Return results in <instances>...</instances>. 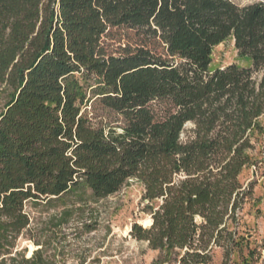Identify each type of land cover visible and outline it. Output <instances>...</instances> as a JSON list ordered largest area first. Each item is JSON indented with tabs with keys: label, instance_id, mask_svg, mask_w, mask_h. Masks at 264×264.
I'll use <instances>...</instances> for the list:
<instances>
[{
	"label": "trees",
	"instance_id": "obj_1",
	"mask_svg": "<svg viewBox=\"0 0 264 264\" xmlns=\"http://www.w3.org/2000/svg\"><path fill=\"white\" fill-rule=\"evenodd\" d=\"M230 37L248 64L212 70ZM3 86L0 264H58L17 250L28 203L62 206L67 223L73 197L104 199L129 180L160 201L131 233L164 262L242 250L253 187L241 174L264 134V0H0Z\"/></svg>",
	"mask_w": 264,
	"mask_h": 264
},
{
	"label": "rangeland",
	"instance_id": "obj_2",
	"mask_svg": "<svg viewBox=\"0 0 264 264\" xmlns=\"http://www.w3.org/2000/svg\"><path fill=\"white\" fill-rule=\"evenodd\" d=\"M234 1L246 5L258 0ZM122 36L119 34L111 41L115 47ZM212 60V70L231 63L248 64L240 58L232 37L214 48ZM9 92L7 86L0 88V114L9 100ZM191 127L190 123L186 126ZM251 155L254 162L244 169L241 181L245 186L252 185V194L239 212L235 235L243 239L242 250L227 259L224 247L213 246L211 259L200 264H264V134L257 137ZM144 193L142 183L129 180L118 193L104 199H93L90 192L86 193L84 201L73 197L69 205L73 213L69 221L62 224V206L28 203L31 224L19 238L17 250L25 251L30 257L35 250L43 248L45 256L58 264H180L176 256L164 262L159 250L151 249L148 242L132 236L133 224L138 223L143 228L151 226L145 223L151 219L149 206L160 204V201L145 199ZM88 226L95 229L91 231Z\"/></svg>",
	"mask_w": 264,
	"mask_h": 264
},
{
	"label": "bare ground",
	"instance_id": "obj_3",
	"mask_svg": "<svg viewBox=\"0 0 264 264\" xmlns=\"http://www.w3.org/2000/svg\"><path fill=\"white\" fill-rule=\"evenodd\" d=\"M145 223H146V225H148V226L152 224V222L150 221V219L146 220Z\"/></svg>",
	"mask_w": 264,
	"mask_h": 264
},
{
	"label": "water",
	"instance_id": "obj_4",
	"mask_svg": "<svg viewBox=\"0 0 264 264\" xmlns=\"http://www.w3.org/2000/svg\"><path fill=\"white\" fill-rule=\"evenodd\" d=\"M150 221L153 223V220H152V218L150 219Z\"/></svg>",
	"mask_w": 264,
	"mask_h": 264
}]
</instances>
